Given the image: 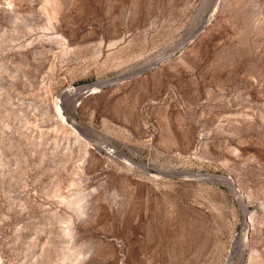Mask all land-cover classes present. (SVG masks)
Here are the masks:
<instances>
[{
    "label": "rangeland",
    "instance_id": "374dc122",
    "mask_svg": "<svg viewBox=\"0 0 264 264\" xmlns=\"http://www.w3.org/2000/svg\"><path fill=\"white\" fill-rule=\"evenodd\" d=\"M66 233L88 264H264V0H0V264Z\"/></svg>",
    "mask_w": 264,
    "mask_h": 264
},
{
    "label": "clouds",
    "instance_id": "9594fccd",
    "mask_svg": "<svg viewBox=\"0 0 264 264\" xmlns=\"http://www.w3.org/2000/svg\"><path fill=\"white\" fill-rule=\"evenodd\" d=\"M77 196L74 198V203H69L70 210L81 220L87 219V208L90 199V194L84 185L79 186ZM66 251L63 264H88L94 254V246L91 242H78V237L75 233H66Z\"/></svg>",
    "mask_w": 264,
    "mask_h": 264
},
{
    "label": "bare ground",
    "instance_id": "6f19581e",
    "mask_svg": "<svg viewBox=\"0 0 264 264\" xmlns=\"http://www.w3.org/2000/svg\"><path fill=\"white\" fill-rule=\"evenodd\" d=\"M99 84V83H98ZM99 87V86H98ZM91 88V90H93V91H95V90H98L97 89V87L96 86H93V87H90ZM71 91H72V89H71ZM73 91H75V90H73ZM71 93H69V92H67L66 93V95H65V98H68V97H71ZM74 95V94H73ZM71 100V99H70ZM69 100V101H70ZM58 110H59V114L61 115V117L64 119L65 118V113H64V111L62 110V107H60L59 105H58ZM67 120V119H66ZM73 126H74V124H73ZM74 129H75V126H74Z\"/></svg>",
    "mask_w": 264,
    "mask_h": 264
},
{
    "label": "water",
    "instance_id": "95a60500",
    "mask_svg": "<svg viewBox=\"0 0 264 264\" xmlns=\"http://www.w3.org/2000/svg\"><path fill=\"white\" fill-rule=\"evenodd\" d=\"M101 85H102V83H101V82H99L98 86L100 87Z\"/></svg>",
    "mask_w": 264,
    "mask_h": 264
}]
</instances>
